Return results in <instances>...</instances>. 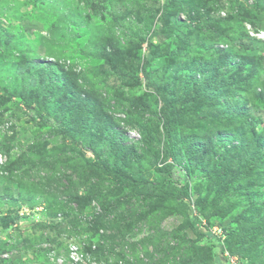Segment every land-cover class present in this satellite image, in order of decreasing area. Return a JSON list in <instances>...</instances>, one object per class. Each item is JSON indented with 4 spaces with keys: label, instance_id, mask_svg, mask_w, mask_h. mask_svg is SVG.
Listing matches in <instances>:
<instances>
[{
    "label": "rangeland",
    "instance_id": "1",
    "mask_svg": "<svg viewBox=\"0 0 264 264\" xmlns=\"http://www.w3.org/2000/svg\"><path fill=\"white\" fill-rule=\"evenodd\" d=\"M234 2L0 0V89L5 77L23 88L14 76L21 58L57 60L77 73L70 85L64 74L56 77L60 87L77 88L90 105L88 114L74 95L47 110H40L39 99L29 107L18 97L2 108L0 244L15 248L5 257L0 252V264H50L73 245L96 264H264V158L254 177L246 173L249 161L264 153V60L257 64L254 102L246 106L243 95L241 101L228 95V75L216 76L220 61L196 43L198 31L168 28L176 18L190 23L198 6L202 20L234 23L246 14ZM48 3H58L56 10ZM216 27L209 45L233 50L240 36L227 37L225 26ZM11 44L23 56L5 52ZM189 76L203 87L183 89ZM222 110L238 124L224 123ZM211 141H218L215 149ZM217 152L230 167L219 163L222 173ZM238 177L231 201L213 207ZM171 187L185 188L184 199L170 201ZM41 235L50 242L33 243ZM213 242L225 258L210 249Z\"/></svg>",
    "mask_w": 264,
    "mask_h": 264
},
{
    "label": "trees",
    "instance_id": "2",
    "mask_svg": "<svg viewBox=\"0 0 264 264\" xmlns=\"http://www.w3.org/2000/svg\"><path fill=\"white\" fill-rule=\"evenodd\" d=\"M234 4H235V7H237L236 9H239L246 13L245 15H238L236 22L234 23L222 17L215 18L214 20L212 16H207L205 20H202L203 18V14L201 12L202 8L198 6L196 8V13H197L196 17H189L190 21L193 23L191 22L183 23L185 21H181L178 18H176L175 21L177 24L170 23L168 28L170 29L171 33H175L172 30L183 28V27L190 28V29H193V28L196 29V31H198L196 43L201 42L202 45H205L203 46L204 50L206 51L205 53H208V54L215 53L217 58L220 61L214 69L216 76L222 77L225 74L228 75L227 80L223 84L224 86L229 87L228 95L235 100L239 98L240 101L242 100L240 99V97L243 95L244 96L243 101H245L244 104L248 106L254 102L252 94L255 92L254 91L255 88L257 84L260 82L261 75L257 68L258 67L257 64L264 60V44L252 38L247 32V30L243 27V25L246 23H250L256 28L264 29V19L262 17L263 16L262 13H264V0H255L254 4H250L249 0H235ZM47 5L50 6L52 10H56L58 3H52V4L48 3ZM91 6L95 8L96 3L93 1ZM175 7L178 8L177 10L180 11V13L183 12V5L181 3H176ZM254 13H258V15L255 18H251V15ZM68 19L69 18L66 16L64 18V22L68 21ZM78 23L80 24L82 22L78 21ZM217 25L225 26L229 30L227 37H229L230 35L240 36L238 43L235 46H233V50L229 48H225V44L224 45L222 44L219 48H213V46L211 47L209 45L211 38L214 37V35L218 33L217 32L218 30L216 27ZM214 28L217 31L214 30ZM170 32L168 35L169 37H172ZM182 41L186 42V38H183ZM188 42L191 43L189 39H188ZM229 42L230 41H228L227 43ZM11 45L12 46L9 45L8 50H5V52H14V55H17L16 57L23 56L24 52L16 48L17 45L15 44H11ZM98 46H100L98 48L99 50L106 49V47H101V46H104L102 44H98ZM136 46L138 47L137 50H140L142 48V43L137 44ZM127 47H129V45L124 47L122 51L123 53L126 52ZM200 47L203 48L202 46ZM20 60H21L20 65L15 64L16 66H20V67L17 70V72H15L16 74L14 76L17 80H20L21 86L23 88L21 90L16 88V84L13 86L12 82L9 81V78L7 77L4 78L3 86H2L3 89L2 88L0 89V118H3L4 116L5 110H2V108L6 105V103H8L9 101H11L13 98H16V97L21 98L22 101L25 102V105L29 107L34 105L36 100L39 99L40 100L39 106H41L40 110H47L52 105L53 101L55 100L56 102L59 101V104L61 105L62 103L66 101L64 97L68 99H73L74 95H76L77 98H74V99H78V101L82 103L84 110H86V112L89 114L88 111L90 110L89 109L90 105L87 100L83 99L79 90L71 86H68L67 88H62L59 85L62 83L61 82L59 83L56 80V77H59L60 74H64L66 81L68 82V85L73 84L75 82L74 77L77 76L76 72H68L65 68L66 65L65 64L60 65L59 62H57V60L54 62L48 61L47 59H44V60L42 59L37 62H31V61L26 62L25 61L26 58H21ZM17 61L19 60H15L14 63H16ZM144 73L148 76L147 71H144ZM81 77L83 78L84 81L88 83H92V81L89 80L87 76L81 74ZM187 81H188V85L185 84L183 89H186L187 87L189 88H196L197 86L203 87V84H204V81L203 82L202 80L197 81L196 79L193 78V76H189L187 78ZM91 86L93 87L94 83H92ZM51 90L53 92H51ZM46 93H49V94H46ZM31 99H35L33 103H31ZM199 99L200 97L198 98V100ZM204 99L212 103V105L214 106L219 105L218 102H214L208 97ZM239 100L237 102H239ZM66 105L67 103L64 104V107ZM73 109L75 112L77 108L76 107L72 108V111ZM139 109L141 110V112L146 111V108H144L141 105L139 106ZM170 111H171V108L165 111V115L167 119H170V116H169ZM221 113H222L221 120H224V123L230 124V122L231 123L235 122L234 119L237 116L231 115L229 112H226L225 110H222ZM76 115L79 116L78 113H76ZM215 119L220 120V117L215 118ZM42 120H44V118H42ZM234 124H238V123L235 122ZM43 125H46L45 121ZM142 135L144 137V140L141 142H144L145 134H142ZM122 138L130 139L127 136H123ZM217 142L218 141H211L210 148L213 147L215 149L216 146H218ZM252 142L253 143L256 142V138H254ZM131 145L133 149L136 148L134 142H132ZM245 145H246L245 147L248 150H251V148L247 146L248 144H245ZM3 148H5L8 154H11L13 150L11 147L4 146ZM29 148L30 150L33 149L31 145H29ZM238 149L240 150V148H237V150ZM145 152L146 154H151V152H149L148 150ZM216 155H217L216 163L218 167L217 171L218 172L220 171L222 173L224 172V168L218 165L223 164V163L226 164L225 163L227 162V160L225 159L226 156H224L223 153L220 154V152H217ZM263 158H264V153H259L256 159L253 158L251 159V161H249V167H248V170L246 171L247 175L251 173L252 177L255 176V171L257 168H259L257 165L262 161ZM138 163L142 164V162L140 161ZM228 166L229 165L226 164V167ZM228 168L230 169V167ZM260 172L261 173L259 175L261 174L264 175L263 171H260ZM131 182L125 181V183L127 184ZM238 182H239V177L236 178L231 183V185L225 187L222 194L216 198L215 203H213L212 206L214 204L223 206V203L227 204L228 200L231 201L232 186L233 185L237 186ZM167 194L169 197L168 199L170 201L179 200V199L183 200L184 197L186 196V189L182 187L181 188L171 187L169 190H167ZM88 201H89L88 199H76V202L80 205L85 204V203L88 204L89 203ZM261 203L264 204V202H261ZM204 205H210V202L206 201L204 202ZM207 223H210V218L207 219ZM190 225L194 229L196 228L195 224H192V222L190 223ZM197 233H198V236L202 239L209 237L208 234L204 232H197ZM47 241L50 242L48 238L41 235L38 237L34 236L33 243L44 244ZM14 248L15 246H9L8 243H4L3 245L0 244V252L2 254L12 249L14 250ZM210 249L212 251L215 249L216 253L218 252L217 251L218 249L220 256L224 257L225 255L223 249H221L220 246H217L216 243L214 242L212 243V246ZM50 264H54V263L51 262Z\"/></svg>",
    "mask_w": 264,
    "mask_h": 264
},
{
    "label": "clouds",
    "instance_id": "3",
    "mask_svg": "<svg viewBox=\"0 0 264 264\" xmlns=\"http://www.w3.org/2000/svg\"><path fill=\"white\" fill-rule=\"evenodd\" d=\"M254 3H255V0H251L250 4H254ZM246 28L249 30L250 35L254 39H256V40H258V41H260L261 43L264 44V29H259V28H254L253 29L250 25H247V23H246ZM6 253H4L2 256L5 257ZM61 258H64L66 261H69V262L72 263L71 248H69L68 253H66L64 255L61 254L59 257L55 256L54 259L52 260V263L60 264ZM61 264H62V262H61Z\"/></svg>",
    "mask_w": 264,
    "mask_h": 264
},
{
    "label": "built area",
    "instance_id": "4",
    "mask_svg": "<svg viewBox=\"0 0 264 264\" xmlns=\"http://www.w3.org/2000/svg\"><path fill=\"white\" fill-rule=\"evenodd\" d=\"M77 246H72L71 247V259H72V264H90L91 263H95L91 261V258H89L88 256L86 257L83 254L79 253V248H76ZM96 264V263H95Z\"/></svg>",
    "mask_w": 264,
    "mask_h": 264
}]
</instances>
